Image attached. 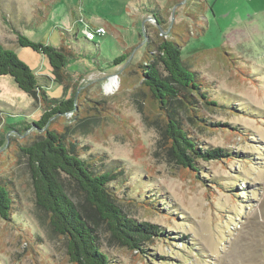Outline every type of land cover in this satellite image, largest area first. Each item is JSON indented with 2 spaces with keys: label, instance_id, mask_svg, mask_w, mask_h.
Listing matches in <instances>:
<instances>
[{
  "label": "rangeland",
  "instance_id": "obj_1",
  "mask_svg": "<svg viewBox=\"0 0 264 264\" xmlns=\"http://www.w3.org/2000/svg\"><path fill=\"white\" fill-rule=\"evenodd\" d=\"M16 30L67 52L63 81L45 55L19 46ZM163 39L180 46L220 104L201 109L220 128L178 112L200 145L232 153L199 160L198 175L170 154L166 113L143 85V64L168 75L154 61ZM0 43L34 71L48 98H74L76 110L51 127L96 171L114 173L109 186L122 212L165 231L143 245L146 253L129 250L60 172L109 264H264V0H0ZM44 111L37 95L0 75V182L13 201L9 219L0 214V264H72L65 237L36 202L21 150L44 134L33 124Z\"/></svg>",
  "mask_w": 264,
  "mask_h": 264
},
{
  "label": "trees",
  "instance_id": "obj_2",
  "mask_svg": "<svg viewBox=\"0 0 264 264\" xmlns=\"http://www.w3.org/2000/svg\"><path fill=\"white\" fill-rule=\"evenodd\" d=\"M16 32L19 46L45 55L53 73L63 81L65 68L70 62L67 52L61 47L33 41L19 31ZM157 46L158 53L155 54L154 61L162 63L168 75L162 77L155 63L143 64V85L158 109L166 113L164 142L170 154L177 164L195 171L198 175L199 160L223 161L231 157L232 153L221 147L204 148L200 145L184 127L178 112H183L192 121H200L203 126L220 128L223 124L208 121L201 112L203 107L220 104L208 94L210 86L207 82L185 65L178 44L163 39ZM122 59L124 56L115 61L120 62ZM152 59L148 57L146 62H151ZM0 75L11 76L21 90L32 96L37 95L44 103V113L33 124L45 132L21 150L28 159L36 202L48 213L52 227L65 237L68 259L72 264H109L110 255L102 249L96 229L82 217L77 205L64 189L59 178L60 172L77 183L91 207L107 225L113 238L129 250L144 254L146 248L143 245L146 242L154 237L165 236V231L158 224L146 220L139 221L123 213L116 204L109 186L114 173L96 171L90 162L67 142L63 133L52 129L53 117L76 110L74 98H48L34 71L2 43ZM171 104L174 105L173 108H170ZM12 125L8 124V130H18ZM4 144L5 141L0 138V150ZM12 203L10 190L0 182V214L5 219H9L11 215Z\"/></svg>",
  "mask_w": 264,
  "mask_h": 264
},
{
  "label": "built area",
  "instance_id": "obj_3",
  "mask_svg": "<svg viewBox=\"0 0 264 264\" xmlns=\"http://www.w3.org/2000/svg\"><path fill=\"white\" fill-rule=\"evenodd\" d=\"M101 31H103V29H101V28H98V29H96L95 31H92V30L89 29V31H88L87 33H89L90 35L87 36V37L85 36V37H86L87 39H89V38L92 39L94 35H100V34H101V33H100ZM90 39H89V40H90Z\"/></svg>",
  "mask_w": 264,
  "mask_h": 264
}]
</instances>
